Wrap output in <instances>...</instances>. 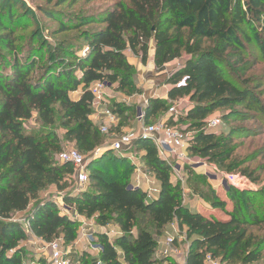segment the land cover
Here are the masks:
<instances>
[{
    "label": "trees",
    "instance_id": "1",
    "mask_svg": "<svg viewBox=\"0 0 264 264\" xmlns=\"http://www.w3.org/2000/svg\"><path fill=\"white\" fill-rule=\"evenodd\" d=\"M57 1L63 4L69 0ZM109 1L114 2L108 9L80 14L70 22L57 24L58 33L99 25L81 32L88 48L85 55L79 54L78 46L75 47L77 51L65 52L61 45L56 51V64L36 79L32 78L35 60L19 62L14 59L10 63L11 72L0 70V264H25L26 252L19 244L24 240V229L16 218L20 213L33 236L44 241L60 238L65 244L79 237L81 225L75 216L91 218L101 227L114 223L119 233L110 240L106 233L96 232L97 253L91 256L84 251L78 258L81 264L171 263L170 259L161 261L155 257L157 241L147 228L136 225L139 214L150 219L157 234L174 220L180 227H186L187 236L192 239L185 264H205L207 257L227 263L264 264L261 261L264 247H253L252 241L245 239L244 218L232 210H225L228 218L220 219L191 211L183 204L181 182L172 181V165L161 158L149 139L135 140L129 151H141V160L147 169L144 172L149 177L151 173V178L159 185L158 196L151 200L142 189L129 187L134 169L110 177L101 165L90 168L95 161L87 164L88 184L66 191V180L73 177V167L56 160V155L63 151L56 132L53 129L46 133L24 130L23 123L33 112H37L42 124L53 126L52 104L57 103L62 113L61 125L66 129L65 138L73 142L80 153L94 152L104 143V137L99 126L90 119L93 100L90 85L107 81L116 84L115 91L132 96L135 68L128 62L125 51L130 50L146 64L152 41L156 68L176 59L182 60L167 79L170 88L166 99L188 97L191 103L179 116L187 126L186 132L193 131L187 152L227 173H234L233 141L239 129L230 127L217 135L206 130V124L213 112L225 107L245 109L241 115L229 110L239 121L242 120L239 117L253 119L257 113L264 116V105L250 88L252 80L235 82L226 76L223 68L230 58L243 50L241 38L245 37L246 29L264 49L254 26L256 22L261 23L260 29L264 31V0ZM43 13L49 19L54 18L49 8ZM13 19L10 9L3 11L0 6V44L9 52L15 51ZM257 85L255 88L264 83ZM81 86L80 96L71 98L70 94ZM112 102L110 100L109 108L118 117L136 113L134 104ZM164 103L162 98H150L145 120L164 109ZM253 105L256 114H250ZM230 115L220 116L222 123L230 122ZM184 167V170L192 168L190 165ZM240 172L251 176L247 168ZM200 178L205 177L201 175ZM48 186L59 191L63 203L72 206L75 216L61 211L52 197L39 198L38 192ZM209 190L212 205L224 210L226 202L219 199L211 186ZM192 191L200 194L203 188L193 184ZM235 192L239 190L231 187L227 194L231 197ZM258 194L264 195V192Z\"/></svg>",
    "mask_w": 264,
    "mask_h": 264
},
{
    "label": "rangeland",
    "instance_id": "2",
    "mask_svg": "<svg viewBox=\"0 0 264 264\" xmlns=\"http://www.w3.org/2000/svg\"><path fill=\"white\" fill-rule=\"evenodd\" d=\"M114 1H104V0H92L85 1L79 0L72 3L70 0L58 4L57 0H0V6L3 11L10 9L13 14L12 28L14 31V46L15 51L9 52L3 44H0V70L3 72H11L10 63L14 59H18L19 62H28L35 60V67L32 71V78L36 79L41 76V74L50 66H53L56 60V51L59 46L63 45V51L72 52L77 51L75 48L78 46L80 48L79 54L85 55L83 52L85 50V45L82 41L81 32L84 29H96L99 25H87L83 26L77 30H69L66 32L58 33L57 27L58 22H70L72 19L80 14L97 13L102 10L108 9L112 6ZM45 8L51 9L54 15L53 19H49L43 13ZM261 23L256 22L254 26L261 36L262 46H264V31L260 29ZM264 24V23H263ZM263 29V28H262ZM245 37H242L243 50L235 54L230 60L224 64L223 68L226 76L229 79L237 82L243 79H251L250 88L254 89L255 93L259 98L260 104L264 105V85L258 86L260 82L264 83V49L262 50L259 43L254 39L253 34L250 30L246 29ZM151 43V41L149 42ZM153 44V43H152ZM73 46V47H72ZM85 47V48H84ZM130 54V51H127ZM186 55L183 57L185 58ZM149 59V56H148ZM181 59H176L168 64L156 69L145 71V75L151 78H157L156 80H161L162 91H159L158 96L165 95L166 89L170 88L167 84V79L170 74L176 69L180 63ZM147 72V73H146ZM143 76H138L135 70L133 76V91L132 100L140 103L145 101L142 107L136 110V115H131L127 113L126 115L120 116L118 122L122 125H127L134 133L138 132L140 129L139 122H137V114H143L145 116L148 110L149 100L145 94V87H139L144 81ZM141 82V83H140ZM116 85V84H115ZM158 85V87H161ZM154 86V85H153ZM83 87H79L76 93L70 94L71 98L78 96L82 92ZM137 91V92H135ZM113 102L121 99H126V95L112 91ZM142 96L144 97L143 99ZM159 98V97H157ZM165 100L164 109L158 111L154 116L149 119L142 117L139 120L146 125H159L167 124L168 127H175L182 132L184 136H189L193 131L186 132V125L182 123L179 119L181 114L190 106V101L188 97L176 98L174 100L162 98ZM139 100V101H138ZM112 102V103H113ZM132 104V103H131ZM54 108L55 124L53 126H45L40 121L37 112L32 113V117L23 123V128L26 132L34 133H46L53 129L61 140L62 150L76 149L73 142H70L65 138L66 129L61 125L63 122L59 112V107L57 103L52 104ZM110 106V102L108 107ZM229 110H235L239 115L246 112L245 109L241 107H225L218 109L213 112L209 117L222 116L224 113H229ZM140 111V112H139ZM256 114V108L252 107L250 114ZM137 116V118H136ZM230 122H223L221 126L214 130L215 134L219 135L226 132L230 127L238 128V132L235 134L233 144L235 145V151L233 154V159L231 163L235 167L233 174H241L242 168H247L251 176L243 175L247 178L249 187L237 188L234 185L225 186L223 185L222 179L223 174L227 173L223 168H217L214 164L209 163L206 159L199 158L197 156H192L188 153L189 162L191 169H188L179 165V168L172 166V181L176 183L178 181V176H182L185 181L181 182L182 186V196L183 204L191 211H199L204 214L212 215L220 219H227L228 215L225 212L234 211L241 218L246 220L244 225L245 229V239H249L253 243V247L259 246V248L264 247V195H259L261 191L264 192V116L257 113L253 119H243L244 117H239L242 120H236L238 116L231 114ZM140 122V123H141ZM99 126V124H97ZM127 131H122L121 128H116L110 135L102 133L104 137V143L100 146L109 145L117 140V138L126 133ZM133 152L129 157L122 155L120 153L111 152L110 150L105 151L99 157H95L92 153L84 154L81 153L85 158H87L88 164L95 161L96 163H91L90 168L102 166L107 175L115 176L117 172L124 173L127 170L140 169L142 171L147 170L145 163L141 160V151L132 150ZM108 152V153H106ZM190 155V156H189ZM103 156L105 158H103ZM123 156V157H122ZM120 158L122 160H118ZM174 165L175 161H171ZM131 165V166H130ZM197 166H200L198 169ZM134 167V168H133ZM217 169V171L214 169ZM139 170V171H140ZM215 178L212 179V175L215 173ZM136 171L131 173L129 182L132 183L133 177H135ZM203 175L205 178L202 179L200 176ZM150 177L153 175L150 173ZM13 181H17L16 177H12ZM68 187L65 189L69 191L71 189H76L77 183L75 177H70L66 180ZM198 184L200 188H203L202 193L195 194L192 191V185ZM209 186H211L214 191L218 194L219 199L226 202L225 209H220L217 206L212 205V196L210 194ZM231 187L239 190L235 192L234 196H228V191ZM64 192V191H63ZM39 198L52 197L57 203V207L69 215H74L72 206L63 203L62 196L55 189L54 186H48L45 189L38 192ZM233 196V197H232ZM232 198V199H231ZM23 214H16V218L22 223L24 229V240L19 244L23 246L26 252L25 264H53L52 251L50 245L54 242L58 243L59 248L64 253V258L68 261V264H81L78 261L79 256L84 252H88L91 256L97 253L95 249L96 232H104L108 235L110 240L118 234V227L110 222L104 227H101L90 218L78 217L80 222L79 235L89 234V239L84 240L82 243H70L65 244L60 238L52 239L51 241H44L40 238L33 236L28 231V226L23 222ZM20 218V219H19ZM81 220V221H80ZM82 220L84 222H82ZM136 225L140 227L147 228L150 232L154 234L157 241L155 257L158 260H164L165 258L170 259L171 263L161 262V264H185L186 254L191 245L192 237L187 236L186 227H180V224L174 220L167 224L160 233H156L154 226L151 224L150 219L141 214L137 215ZM166 238H172L173 243L171 250L168 251L169 254L164 253V242ZM261 261L264 262V248L261 253ZM205 264H242L240 262L227 263L222 262L220 259H206Z\"/></svg>",
    "mask_w": 264,
    "mask_h": 264
},
{
    "label": "built area",
    "instance_id": "3",
    "mask_svg": "<svg viewBox=\"0 0 264 264\" xmlns=\"http://www.w3.org/2000/svg\"><path fill=\"white\" fill-rule=\"evenodd\" d=\"M86 52H88L87 47L83 53L85 54ZM112 89L113 84L107 81H97L89 87V90L93 95L91 103L92 112L94 114L97 113L100 132L105 133L106 135H110L118 127V116L108 107V104L112 99V96L108 94V91ZM140 116L141 119L144 117L143 114ZM221 124L222 120L220 116L209 117L206 124V130L214 131L219 128ZM189 136H184L180 130L175 127H168L167 124L146 125L145 123H142L138 132L134 133L132 131H127L126 133L121 134L115 142L98 147L92 152V154L95 155V157H99L103 152L110 150L129 157L131 155L129 149L135 140L149 139L155 145L161 158L166 160L169 164H171V161H175L174 165L171 164L174 167L177 164L183 167L185 165H190L189 162H187L189 159L187 152ZM56 160L60 163H69L72 165L73 176L77 183L76 190L81 189L88 184L89 176L87 171V158H85L80 152L76 149L63 150L56 155ZM215 167L214 169L217 171ZM139 170L140 169H136L137 174L134 178V185H129V187L142 189L143 187L141 185L142 183H145V188L142 190L145 192L146 198L149 200L156 198L159 194V185L157 181L149 177L144 171ZM216 171L212 175V179L215 178ZM178 180L180 182L185 181L180 175L178 176ZM222 182L223 185L227 187L228 185H234L235 187L238 186L237 188L239 189L247 186L249 187L247 178L240 174L224 173ZM86 239H89V234L79 236L76 241L80 242L81 240L84 241ZM172 243V238H166L164 242L165 254H169L168 251L171 250ZM50 247L53 264H68V261L64 258V253L59 248L58 243L54 242ZM95 249L98 250L96 246ZM207 259L211 258L207 257Z\"/></svg>",
    "mask_w": 264,
    "mask_h": 264
},
{
    "label": "crops",
    "instance_id": "4",
    "mask_svg": "<svg viewBox=\"0 0 264 264\" xmlns=\"http://www.w3.org/2000/svg\"><path fill=\"white\" fill-rule=\"evenodd\" d=\"M153 42L151 41V43H149V45H150V48H149V59H148V61H147V63L146 64H142L141 63V61H140V59L138 58V57H136V56H134L132 53H131V51H130V54H128L127 53V51L128 50H126L125 51V55H126V57H127V60H128V62L130 63V64H132L133 66H134V68H135V70L137 71V74H138V76H140V75H142L144 78H143V82L140 84V86L139 87H145L144 89H146L145 90V94H143V95H146V94H148V95H146L147 96V98H157V97H159V98H167V93H168V89L169 88H167L166 89V92H165V95H162V96H158L159 94V91L162 89V87H165V85H161L160 83H161V80H156L157 78H151V77H149V76H147V74L145 75V71L147 70V71H149V70H152L153 68H156L155 67V65H154V61H153V58H154V46H153V44H152ZM168 64V63H167ZM166 65V64H165ZM156 69H158V68H156ZM147 73V72H146ZM154 85V86H153ZM158 85H161V87H158ZM114 88H115V85H113V89L112 90H109L108 91V94H110L111 95V93H112V91H115L114 90ZM162 91V90H161ZM77 91H75V92H73V93H76ZM72 94V93H71ZM80 94H81V92L79 93V94H77L78 96H75L73 99H77L79 96H80ZM112 96V99H114L113 97V95H111ZM144 97L142 96V98L141 99H143ZM111 99V100H112ZM118 101H124V102H126V103H128V104H134V105H136L137 104V106L139 105V107H142L144 104V102L145 101H141L140 103H138V102H136L135 100H132V96H126V99H121V100H118ZM139 101V100H138ZM136 106V109L137 108H139V107H137ZM140 112V111H139ZM136 115V114H135ZM141 114L139 113V114H137V116H138V119H137V122H139V124L138 125H142V123L143 122H141V120H139L140 118H141V116H140ZM137 116H136V118H137ZM119 118V117H118ZM90 119L92 120V122L95 124V125H97V124H99V120H98V118H97V113H91V115H90ZM141 122V123H140ZM118 124H119V122H118ZM118 127H119V125H118ZM117 127V128H118ZM119 128H121L122 129V131H127V130H129L130 128L127 126V125H122V126H120ZM176 167L177 168H179V165L177 164L176 165ZM198 167V169H200V166H197ZM134 171H136V169L134 168ZM135 176H136V174H135ZM134 178L135 177H133V180H132V183H129V185L130 186H133L134 185ZM143 188H145V183H142V185H141ZM141 187V188H142ZM142 188V189H143ZM77 219H79L78 217H81V216H75ZM81 221V220H80ZM82 222H84L83 220H82ZM119 229V228H118ZM119 233V232H118ZM83 239V238H82ZM83 242V240H81L80 242H77L76 241V243H82Z\"/></svg>",
    "mask_w": 264,
    "mask_h": 264
},
{
    "label": "water",
    "instance_id": "5",
    "mask_svg": "<svg viewBox=\"0 0 264 264\" xmlns=\"http://www.w3.org/2000/svg\"><path fill=\"white\" fill-rule=\"evenodd\" d=\"M95 156V155H94ZM89 161H87V163H88Z\"/></svg>",
    "mask_w": 264,
    "mask_h": 264
}]
</instances>
